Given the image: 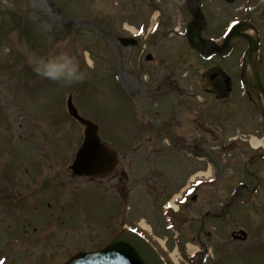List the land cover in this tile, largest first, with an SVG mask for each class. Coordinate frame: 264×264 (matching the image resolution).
Segmentation results:
<instances>
[{"label": "rangeland", "instance_id": "obj_1", "mask_svg": "<svg viewBox=\"0 0 264 264\" xmlns=\"http://www.w3.org/2000/svg\"><path fill=\"white\" fill-rule=\"evenodd\" d=\"M153 1L0 0V259L5 257L7 261H12L14 255L31 254L38 250L34 248L44 250L48 240H52L49 243L51 248H59L60 245L73 250L82 244L89 247V250H96L102 244L111 242L121 226L143 218L149 219L151 225L160 226L161 217L149 214L145 209L148 205L153 208V202L157 198L153 188L146 184V180L150 179L149 182L154 185V172L142 171L143 173L135 176L140 178L141 183L133 194L135 198L131 203V211H126L122 202L99 194L98 191L86 193V187L91 185L81 179L75 185L79 190L66 187L59 192L61 200L68 203L62 205L57 196L49 203L51 217L47 230L52 234L37 240L35 247L26 248L20 245L15 248V241L23 240L25 243L30 240L25 234L28 227L20 224V213L14 200H11V188L20 190L23 195L32 191L14 180L12 183L7 181L20 163L22 168L28 165L29 150L30 153H36V156L50 155L64 159L69 158L65 154L71 151L75 154L78 144L67 145L68 135L58 127L60 123L70 120L66 108L69 95H73L74 103L84 116L102 125V135L105 137L110 133L109 139L115 143L123 139L124 130L133 123V112H137L134 115L137 122L142 120L141 112L146 105L142 103L141 90L144 87L155 89L151 79H155L156 84L159 79L151 73H158L162 75L163 82L168 76L174 84L178 82L195 94L194 121H199L197 114L202 113L204 104L208 108V111L205 110L209 116L204 117V113L201 120L208 125L209 134H204L203 138L194 129L192 137L197 139L200 136L199 141L195 140L194 146L200 147L198 151L204 150L208 158L204 164L196 161L195 170L199 169L198 166L203 167L211 162L210 177L215 181L199 192L197 201L191 205L194 215H202L197 213V207L208 199L211 211L219 212L222 208L220 204H228L240 184L246 183L251 189L258 180L261 181L254 193L246 190L237 197L234 204L226 210L225 218L210 220V224L206 225L210 234H203L201 242L212 247V252L216 254L213 258L216 259L218 254L223 255V264H264V162L254 165L250 147L241 140L231 142V138L236 136L258 135L264 139V121L260 106L256 100L252 105L246 97H242L239 90L244 92V88L241 89L237 82L234 84L235 94L228 97L227 101H213L210 96L208 103H204V96L198 94V88L193 84V81L199 82V78L205 80V84L208 83L209 80L206 79L209 78L211 68L215 67H222L231 77L235 76L236 81H240L239 75L243 70L241 58L246 48L243 44H238L227 59L202 61L191 51L186 37L172 31V27L182 26L183 32L188 23L187 14L182 7L183 0H159L162 3L160 12H164L162 20L166 23L161 33L153 38L155 42L148 49L155 52V64L147 63L141 55L143 48L135 51L112 43V36L124 35L122 28L125 26L137 30L139 25L149 22L152 26L155 23L159 10L154 11L150 7ZM204 7L213 19L209 34L214 38H221L232 22L228 18L237 4L229 6L224 0H205ZM60 51H69L77 58L86 73L83 82L65 86L39 77L32 71L28 63L31 54L48 55ZM261 62L260 70L264 74V53L261 54ZM142 66L147 68L143 69ZM186 72L194 73L195 77L189 75L186 78ZM109 75H113V80L119 76L123 90L118 85L119 82L106 79ZM244 85L247 88L245 83ZM172 90L175 91L173 93H180L176 92L175 85ZM124 94L132 97L133 109ZM123 99L125 103H122ZM157 103L154 105L157 106ZM155 110L156 108L152 109L147 120H155ZM74 134L78 136L80 132ZM134 142L136 143L131 146L137 147L139 142ZM162 147L163 156L175 155V151L166 141H163ZM191 147V142L183 145L184 149ZM187 151L189 156H197L196 151ZM246 151L249 156H244ZM119 152L121 156H135L132 148L127 151L124 146H119ZM52 163H55L54 159ZM248 167L257 173L256 177L244 174V169ZM62 169L63 167L57 166L52 170ZM195 170L192 176L199 174ZM169 177L172 178L170 175ZM62 178H67L63 170ZM105 186L108 187V183L96 190L103 192L106 190ZM164 193L165 190L162 189V195ZM37 213L41 218L36 226L43 227L44 209L39 207L38 212L33 210L34 216ZM29 214L27 212L25 215ZM239 229L248 232L246 242L232 239L231 233ZM155 232L159 235L156 229ZM9 244L11 246L8 248ZM38 253L40 251L36 254ZM46 254L50 255L51 252ZM201 258L203 257H193L191 260L189 258L190 262L181 261L180 264H203ZM22 262L23 260H15V264Z\"/></svg>", "mask_w": 264, "mask_h": 264}, {"label": "flooded vegetation", "instance_id": "obj_2", "mask_svg": "<svg viewBox=\"0 0 264 264\" xmlns=\"http://www.w3.org/2000/svg\"><path fill=\"white\" fill-rule=\"evenodd\" d=\"M252 12L250 18V25L252 28L258 33V35H264V0H252ZM207 16V15H205ZM208 22L209 18L207 17ZM245 21H248L247 19ZM115 42V39H114ZM264 42V37L263 41ZM152 43L149 45H144L146 50L142 51L143 54H151V62L155 63V55L151 52L147 51L149 47H151ZM260 68H261V60ZM210 75V78L213 76L212 82L207 84H202L204 90L208 94H213L216 98H221L223 96L231 95L234 91V81L227 76V72L222 67H215ZM229 78V79H228ZM159 83L156 84V81L152 83L155 85V89L148 88L141 91V96L146 97L143 101L144 104L152 103L154 99H158V105L161 106L160 112H155L156 121H147L145 118L148 116V109H145L143 112L144 118L142 121L138 123V125H130L127 129L124 130L123 140L125 144H131L134 141H138L141 143V148L144 153L148 146H150L151 153H158L161 149L158 148V145L161 141H163V136L168 135L171 138V142L173 141L175 144L182 143V141H187L189 138L193 137L192 129H194V125L197 124V128L199 131L208 135L209 130L205 128V122L203 120H199L198 122L194 121L193 109L191 108L192 101L191 95L186 94L179 98H173L172 86H176V90L179 91V87L177 82L174 84L170 78H165L164 82L161 80L162 78H158ZM174 81V80H173ZM207 87V88H206ZM164 100V101H163ZM163 101V103H162ZM205 117V115H204ZM110 133L107 134L106 138L109 139ZM178 148V147H177ZM205 155V154H204ZM118 156V163L112 173L106 177V181L108 182L109 190L111 198L117 200V197L121 199L124 207L126 208L131 201V196L133 193V186L140 179L135 178V176L139 173H143L142 171L152 173L154 172V176L156 179H153L154 185H151L149 182L150 179L146 180V184L148 183V187L153 188L156 192L157 198L153 202V208L147 206L146 209L149 214H157L158 216H164V206L167 202V199L173 194L174 191L180 192L183 189H186L188 186L191 189H194V184L189 185V181L191 176L194 174L195 170V162H200L204 164L206 162V158L208 156ZM249 153L246 152L244 156H248ZM243 156V155H242ZM251 156H264V152L260 151ZM206 166H198V170H205ZM197 170V171H198ZM196 171V170H195ZM196 171V172H197ZM247 173L250 175L253 174L250 170H247ZM170 175L172 177V181L166 179V176ZM165 176L164 179H162ZM104 179V180H105ZM90 184H93L94 191L97 187H101L104 183V180H89L85 179ZM133 182V186H132ZM165 182V183H164ZM141 183V180L139 184ZM164 183V184H163ZM206 187H209V184H202L197 187V189L204 190ZM162 189L165 190L164 195H162ZM29 192V191H26ZM45 192V189L42 190ZM172 195V196H173ZM41 196L38 194L37 197ZM15 198L23 202L22 204L28 206L29 202L33 201L34 194L31 192L29 194L23 195L22 192L18 191L15 194ZM186 198V196H185ZM50 195L48 194L44 197L43 203L41 204L45 207L49 205ZM118 201V200H117ZM178 213H173L171 211H165V213L169 214V219L164 217L159 226L160 236L163 238H167V240L179 239L184 242L183 245L187 244V242H195L200 241L203 234H210V230L207 229L206 225L210 224V220H221L216 219L215 215L218 213L224 214V206L220 210L211 211L209 206V199L204 201L202 206H199L198 209L200 212L203 210V216H195L194 208L186 204L179 203ZM152 211V212H151ZM220 218V217H219ZM25 219H32L34 217L28 215ZM39 221L38 217L35 221ZM42 222L44 225H47L49 222V216L44 211ZM196 225L198 227H196ZM34 258V257H33ZM62 261H65V257H62ZM59 262V260H58Z\"/></svg>", "mask_w": 264, "mask_h": 264}, {"label": "water", "instance_id": "obj_3", "mask_svg": "<svg viewBox=\"0 0 264 264\" xmlns=\"http://www.w3.org/2000/svg\"><path fill=\"white\" fill-rule=\"evenodd\" d=\"M196 20L188 28V41L190 45L204 54L207 51L208 55H212L215 51H219L220 55H229L232 43L238 37L246 40L249 43V50L246 52L245 63L250 65L252 71V80L249 81L250 86L257 92L259 98L264 99V87L261 83L256 54L258 52V43L247 35L239 34L235 29L226 39L225 45L222 48H208V42L202 39L201 29L204 25V19L201 17L199 10L194 13ZM124 45L134 43L123 40ZM70 115L80 123L85 125L86 139L77 153L76 160L72 166L74 174L97 176L103 175L110 171L115 165L116 153L101 144L97 135V126L89 120L81 117L72 101L69 100ZM264 112V105H263ZM246 237V234H244ZM69 264H164L157 252L141 237L125 231L119 236L109 248L99 254H80L75 257Z\"/></svg>", "mask_w": 264, "mask_h": 264}, {"label": "clouds", "instance_id": "obj_4", "mask_svg": "<svg viewBox=\"0 0 264 264\" xmlns=\"http://www.w3.org/2000/svg\"><path fill=\"white\" fill-rule=\"evenodd\" d=\"M28 63L37 76L65 86L81 83L86 77L79 61L69 51L48 55L33 53L29 56Z\"/></svg>", "mask_w": 264, "mask_h": 264}, {"label": "bare ground", "instance_id": "obj_5", "mask_svg": "<svg viewBox=\"0 0 264 264\" xmlns=\"http://www.w3.org/2000/svg\"><path fill=\"white\" fill-rule=\"evenodd\" d=\"M133 31H135V30H133ZM251 35H252V33H251ZM247 73H248V78H251V71H250V68L248 67V69H247ZM251 143H252V145H253V147H258V146H262L263 145V141L262 140H260V139H258V138H252V140H251ZM210 174V172H206L205 173V177H208V176H210L209 175ZM199 175H202V174H199ZM145 224V223H144ZM143 224V226L145 227L146 225H144ZM193 251V250H192ZM177 261V260H176Z\"/></svg>", "mask_w": 264, "mask_h": 264}]
</instances>
